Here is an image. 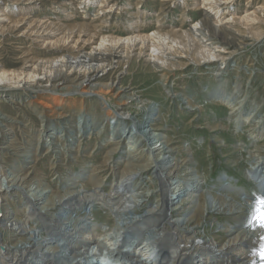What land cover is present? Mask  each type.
Segmentation results:
<instances>
[{"label": "bare ground", "instance_id": "6f19581e", "mask_svg": "<svg viewBox=\"0 0 264 264\" xmlns=\"http://www.w3.org/2000/svg\"><path fill=\"white\" fill-rule=\"evenodd\" d=\"M43 1L0 0V52L10 46L19 64L10 69L0 59V101L5 96L11 104L25 100L36 111H48L60 120L65 130L47 137L48 153L62 154L60 148L67 142L68 153L80 151L82 143L74 149L75 132L67 127L74 123L71 109L77 107L72 102L76 97L81 98L78 134L84 138L89 130L93 135L97 131V138L104 134L109 141L104 161L90 175L82 167L53 186L34 178L33 172L21 174L18 166L8 169L2 160L10 147L1 149L0 264H264V195L250 196L228 179H217V194L204 191L206 178L196 159L186 157L181 152L184 147L174 145L161 108L152 100L139 99L133 89L118 87L120 75L127 73L124 68L132 62L142 61L152 70L181 68L185 64L176 63L182 58L181 51L191 49L196 62L214 65L205 69L220 82L223 67L234 54L231 45H244L234 31L244 29L255 38L263 36L264 31L252 24L263 19L264 3L254 10L251 0L239 13L232 9L236 0H186L184 10H195L201 19L190 22L186 29L165 30L160 16L182 2L161 0L157 27L147 33L144 23L150 14L140 10L143 0H135V12L118 7L117 15L124 13L128 20L122 23L120 29L125 32L119 35V27L110 29L108 24L117 6L110 5L111 0H101L89 20L84 8L96 5V0L72 1L70 8V0H59L56 6L67 8L61 18L75 20L72 23L37 10ZM127 1L125 6H131V0ZM217 38L229 44L214 43ZM49 52L55 55L47 57ZM108 75L105 84L103 78ZM56 92L61 96L54 97ZM212 95L225 97L220 102L230 104L232 113H238L239 104L244 107L243 101L236 103L233 94L222 88ZM86 97H92L99 118L84 116ZM222 103L217 106H225ZM187 108L198 109L191 101ZM239 114L237 128L251 120L255 127L250 129L249 141L261 140L264 123L252 121L257 109ZM14 122L0 111L3 138L11 140ZM53 127L54 131L60 129ZM261 147L247 155L253 163L242 176L260 181L264 192V144ZM124 150L126 159L122 161ZM30 152L20 155L24 163H30ZM73 160L82 163L78 157ZM109 175L111 183L106 178ZM93 202L97 205L90 208ZM100 211L111 214V227L99 221ZM73 212L77 213L74 218ZM98 232L100 236H96ZM120 241L121 259L114 256Z\"/></svg>", "mask_w": 264, "mask_h": 264}, {"label": "rangeland", "instance_id": "374dc122", "mask_svg": "<svg viewBox=\"0 0 264 264\" xmlns=\"http://www.w3.org/2000/svg\"><path fill=\"white\" fill-rule=\"evenodd\" d=\"M58 1L59 0H44L38 4L39 7L37 10H44L52 16H57L58 19H62V15L66 13L64 10H67V8L61 9L60 6H56L55 3ZM72 1L74 2L76 0L68 1V8L73 4ZM160 1L161 0H143L139 5L140 8H142L140 10H146L148 14H150L148 18L145 19L147 22L144 23V26H146L145 32L147 33L153 31L157 27L156 21L159 18L158 14L160 13ZM185 1L186 0H181L180 3L182 2V4H179L177 7L175 6V8L168 10L160 16L162 19L159 23H164L165 30L180 27H185L186 29L188 27L186 25L190 24V22H197L201 19L200 15L195 10H184L186 5H184L183 2ZM249 1L251 0H236L232 5V9L239 11V13H243L242 11H244ZM253 1L251 9L254 10L256 7H261L264 3V0ZM100 2L101 0H96V5H90L88 8H84L85 5L82 4L81 10L83 8L86 9L88 14H86V17H88V20L92 19L91 17L95 15ZM129 2L132 3L131 6H125L128 4L127 0H111L110 5L117 3V6H115V12L108 22V24H110V29L111 27H114V30L115 28L117 30L118 27L120 29L122 23L128 21L126 19V14L123 13L119 14V16L117 15L119 10L118 7L121 6V8L125 9L127 12L136 11V1L131 0ZM9 5L13 7L12 4ZM49 8H53V11H49ZM81 10H76L74 12L78 15H82ZM263 16L264 13L262 14L263 19L252 24L254 28L260 31H264ZM61 21H64V23L75 22V20L69 22L64 18ZM77 22H81V20L78 19ZM124 32V29H120V32L116 34L121 35ZM234 32H236L239 40L242 41L244 45H231L234 54L230 60H228V64L224 65L222 70L224 73L220 78L222 79L220 82H218V78L214 77L210 71L205 69L206 65H210L209 67L214 65L206 63L207 61H205L204 64L196 62L197 58H195L193 50L191 49L189 50L190 52L181 51L183 53L182 58L176 61L178 65L185 64L184 67L181 68H171L166 66L157 67L156 70H152L144 64H141L142 61L132 62L129 68H127V66L124 68V72L127 73L120 75L121 81L118 87L124 85L126 88L133 89L132 92H135L137 97L140 96L139 99L143 98L144 100H152L161 108L162 116H164L163 122L168 126L169 135L173 139V143H175L174 145L184 147L185 151L181 152H184V155L190 159H196L198 167L201 169L202 177L206 178L205 182H207L208 185L204 191L208 190L216 193L219 187L217 185V179H224L226 182L234 181L235 187L239 186V189H243L244 192L248 193L250 196H263L264 192L260 189L262 185L259 186L260 181L256 183L255 178L248 179L242 175L247 172L253 163L248 161L247 155L250 152L256 151L258 148H262L261 146L264 144V135L261 140L258 139L255 142L249 141L250 135L253 131H250V129H254L253 127H255V123L249 120L246 125H241V127L237 128V118L241 115L239 112L242 110L253 113V110L257 109V116H254L252 121L254 120L255 122H258L261 120L264 123V34L260 38H255L244 29H241V31L236 29ZM12 38V36L9 37V39ZM213 42L220 43L222 47H226L229 44L218 38L213 40ZM9 47L10 46H6L5 50H1L0 59L5 63L4 65H6L7 68H18L19 64L16 56L11 52ZM53 55H55L53 52L46 53L47 57ZM129 70L131 71L128 74ZM118 72L119 71H117V73ZM103 79L105 84L108 83L109 75ZM217 88H222L226 94H233L236 103L243 101L242 103L244 104V107L239 104L238 107H241V109L238 113H232V106L230 104L226 105L220 102L226 100L225 97H214L212 95ZM55 95H57L54 96L56 98L61 96L58 92H56ZM63 96L64 101H68L66 94ZM3 98L0 101V107H2L0 111L9 116L11 121H15L14 126L10 127L13 128V135H10L11 140L3 138L0 135V151L4 147H10L9 150L4 148L6 154L3 155L4 159L2 160L3 165L7 166L8 169L12 170L13 166H18L21 174L33 172L34 178H42V180H46L45 184L49 182L50 186H53L58 179L67 177L71 172H79L82 167L87 169L86 174L88 176L91 174L93 168L100 166L101 162L104 161L105 152L107 151L104 147L109 139L104 136V134H101V136H103L102 138L101 136L97 138V135L95 134L97 131H93V135L91 130L86 132L84 138L83 134H78L80 131L78 130L80 119V108L78 107L81 98L76 97L72 100V102L77 105V107L71 109L75 119L73 121L74 123H70V126L68 125L67 127H70V131L75 132V136L72 135L76 141V143H74V149L77 150L79 141L82 143V146L80 147L79 152L74 151L73 153L70 152V154L67 152L69 148L68 142L67 144L64 143L60 148V150L62 149L63 151L60 155H54L47 152V147L49 146V144H47L49 138L47 137L50 133L57 132L55 134L59 135L65 130L63 128L64 126L60 123V120L56 116L51 115L48 111L42 112L41 109L36 111L35 108L29 106L25 100L15 101V104H11L8 100H5L8 96ZM85 101H87V103L84 109L86 112L84 116H91L90 114H92L94 117L99 118V110L97 109V106L92 103V97H86ZM189 101L198 108L196 111H190L187 108ZM218 103H222L225 106H217ZM141 106L143 105H140L139 107ZM136 114H138V112H136ZM153 118H155V116ZM53 125H58L60 129L54 131ZM101 125H99L98 128ZM217 126L219 127L215 128ZM129 129L131 130V128ZM41 134L46 137H40ZM240 145L242 146L239 147ZM242 148H245V150ZM30 150L32 151L30 152ZM28 151L30 152L28 155L32 158L30 159V163H24L22 161L23 158H20V155L24 154V152L27 153ZM261 151L263 152V150ZM126 153L125 150L120 153V159L122 161H125ZM91 154L92 157L88 158V155ZM74 157H78L79 161L82 160V163H75L73 160ZM234 161H236V163H234ZM236 165H238V167H236ZM106 175L107 174H105V176ZM106 178L108 179V182L111 183L112 177L109 175ZM93 203L94 205H89L90 208L97 205V202ZM92 211L93 210L91 209L90 212ZM97 213L99 214V221H105L106 226L108 228L111 227L114 222L113 218H111V214L109 215V213L105 211ZM72 215L74 218L77 213L73 212ZM72 225L70 227H72ZM100 234L101 232H98L96 236H100ZM39 240H41V238ZM142 241L143 239L140 240V243ZM121 246L123 245L120 241L117 246L118 250H116V254L118 255L113 253L114 250L112 251L114 256L119 259L124 257V254L121 251ZM168 255L172 256L171 253ZM70 256L71 255H64V258ZM66 263H68V260H66Z\"/></svg>", "mask_w": 264, "mask_h": 264}]
</instances>
